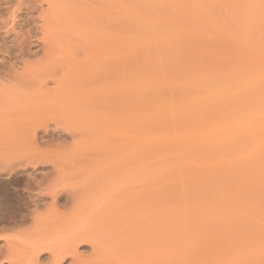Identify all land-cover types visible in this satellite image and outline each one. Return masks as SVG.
I'll return each instance as SVG.
<instances>
[{
    "label": "rangeland",
    "instance_id": "rangeland-1",
    "mask_svg": "<svg viewBox=\"0 0 264 264\" xmlns=\"http://www.w3.org/2000/svg\"><path fill=\"white\" fill-rule=\"evenodd\" d=\"M39 1L41 0H0V74L1 73L6 74L7 72L6 69L8 68L10 71L11 69L14 70L16 66L15 68H12L14 65L13 63L15 62L20 63L19 65L21 66L23 61L25 60L24 64L25 62L27 64V72H26L27 74L26 75H28L26 76L27 77L26 79H28V80L25 79L26 81L29 82L31 78L30 81L34 82L33 83L34 85L33 84L32 85L35 86V84H37V86L39 87L41 86V84L42 86L45 84H49V83H50L49 85H51L52 79L50 78H53V80L55 78L56 81L58 80L59 82H61L64 80V79L61 80L62 77L63 78L65 77V80L68 83H66L65 80L61 83L58 82V86L59 84H61L58 88L63 87L62 88L63 90H60V89L59 90L63 91V94H65L66 92V98L67 96H70V95L71 96L70 98H68V100L64 98L66 99V101H68V103H66V101H63V100L60 101L59 99L61 98V96L57 95L59 97L58 99L59 105L58 103L57 104L54 103V105H58V107L55 106L53 107V110H52V108H50L51 107L50 106L51 104H50L49 105L50 107H47L48 109L46 108L48 112L46 114L48 115V117L50 116L49 118H51V120H49V126L46 128H43V127L41 129L39 128L38 134H36L35 142L33 143L34 145H30L27 139V145H26L27 148L29 146L31 147V149L33 148V146L34 148H38L39 150L36 149L33 151L35 152L39 151L40 154L42 153L41 155L46 156L45 157L46 160L48 159L50 161L48 162L45 161L46 163L43 162L41 164V165L46 166V168L41 169V168L34 167L32 168V171L27 172L26 176L19 177L16 179L21 185H23L24 183H29L31 181H34L35 185L39 184L38 185L39 188L37 186L36 188L34 187L35 192L34 190H31L33 194L35 193L34 197H37V194H38L37 198L32 197L36 201L33 199H28V200H32L35 202L34 203L30 201L32 203V206L31 205L30 206L34 207V205L36 204L37 210H35V207L34 209L31 207L29 208L30 213H31V210L33 209L34 211L33 210L32 211L34 213L36 211V214H33L34 215L33 216L32 213L31 214L28 213L29 215H31L30 217L27 214L28 217L26 218L27 220H29V222L25 220L23 223L25 225L21 224L23 226L22 229L24 228L22 231L24 230L25 231L22 233L19 231L18 233L15 232L14 233L15 237L12 235L13 239H10L12 240L11 241L12 244L11 242L10 243L8 242L9 241L8 236L13 233V229L6 228V226L4 227L2 226V228L4 229L0 228L1 229L0 230V264H17L18 262L20 263V261H21L20 264H24V262L25 264L26 263L27 264H54L52 256L54 252L58 249L57 246L59 247L58 250H63L64 254L66 253L64 256V259L61 261V264H173V263L175 264L178 261H179V264H181L182 261L180 260L183 257L189 255L190 252L193 251V249L197 248L196 246L200 247L199 246L200 243L204 242L207 237L209 238L210 234L214 232L216 233L218 231L220 232V229L218 231H215V230H217L216 228L217 225L222 223V221L219 220L221 218L220 216L221 214L220 210L222 209L220 207L221 204L219 205L218 203L220 202H216V200H212L213 197L212 199L210 197V200H212L213 204L215 205H210V206L209 204L210 202L212 204V201L208 202L209 203L208 204L207 201H209L208 200L209 198L207 197H204V198H207L206 204L208 206H205L206 204L204 201L202 202L200 201L201 202L200 203L199 200H196L195 198H194L195 200L193 199L194 201L191 200V202L190 200H188V196H186V194L188 193L185 191V189L187 186H192V185H189L190 184L189 182L193 183L192 179L194 180L195 178H197L198 173H199V176L200 175L206 176V177L205 176L203 177H205L204 179L207 178L208 180V181L206 180L207 183L209 182V180L212 181L211 178L213 177V183L210 185L211 183L210 181V183L208 184L209 186L213 185L214 188L213 187L212 188L215 189L216 191V187L218 186V185L216 186V184H219V182L223 179L222 175H226L225 173H222L221 175L220 171L221 172H225V171L231 172L230 174L232 175L234 174V172H236L237 174H239L238 172H241L240 175L241 174L243 175V173L245 175L246 172L240 171V170L247 169L245 168L246 165H244L245 162H246L245 164H247L248 162L251 163V165L248 164V167H250L252 166V162H253L252 160H255V161L258 160L257 164H255V166L258 167L259 164L261 166V163L264 161L263 160L264 159L263 158L264 156V151H263L264 145L263 144L264 143L261 144V142H264V136H263L264 135V123H263L264 118H262L264 117V113H262L263 116H261V113L258 112L257 107L255 109L254 104H252L253 106L251 105V103L253 102L247 101L246 103L245 100L242 99V98H245L247 100L248 98L249 100L248 96L252 94L253 95L256 94L254 96L255 98L254 97L253 98L250 97V98L252 100H255L256 97H258L256 100H259V96H257L259 90H258V86L255 87V84L257 85V83H259L257 81H260V80L264 81V75H263L264 74V53H263L264 52L263 51L264 50V40H263L264 39V27H263L264 26L263 24L264 23V11H263L264 3H262V0H260V2H258L259 0H146V3H145L146 6L144 4H143L144 6H142L141 4L145 2V0L142 2H140V0H137V1H134V0H72L70 1L69 0V3L67 2L68 0L67 1L61 0V1H64L63 2L64 4L58 3L59 6L56 4L55 5L52 4L48 6L44 1L43 3L42 2L40 3ZM65 2H67L68 4H65ZM75 2L76 4H74ZM112 3H115L114 6L112 5ZM66 5L69 6L68 12L66 11V9L68 8ZM62 7L64 8L62 9ZM44 10L45 11L47 10L48 12L46 11V14H45ZM260 11L261 12L263 11L262 12L263 15ZM50 12H52V14H50ZM67 13L68 15H64ZM125 14H128L126 15L127 17H125ZM57 21H60L61 23L60 22L57 23ZM141 21L143 24L140 23ZM143 26L144 27L146 26L145 30H143ZM62 29L66 31L67 33L66 32L63 33L64 31ZM112 32L113 34H115V36L113 35L114 36L113 43H117L116 45L114 44L117 49V51L114 53H117V55L115 54L116 55L115 57H114V54L113 56L109 55L110 58L114 57L112 58V62H113V59L117 58L114 60L112 66H114L115 68L118 67L121 69L123 64L128 63L129 61L134 62V60L136 59V62L134 63L139 64L140 67L146 66L145 68H143L144 74H145L144 79L142 77L143 74H141L140 77H137L138 74H136V76L133 75L132 78H131L132 74L130 76L128 75V77L123 76V74H120L121 76H118L119 75L118 74V75H114V77H111L110 79L109 77L105 75L106 73H108L107 72L108 70L106 69H105L106 73L103 74V68L108 67L107 69H109V66L111 63L110 59L108 61V57H106L107 55H105V53L108 54L112 48L111 45H109V47L107 45V42L109 40L108 37H112V35L110 36V33L112 34ZM117 33H118V36H116ZM48 34H50L51 36ZM124 36L125 37L127 36L126 37L127 39ZM126 40H129V42H127ZM110 41H112L111 38L108 44H112L113 46V43ZM45 42L46 44H44ZM98 42L100 45L98 44ZM20 43L22 44L20 46H22V48L24 49L23 54H25V55L22 54L24 56V58L22 57L23 58L22 62L20 61L22 59H19L16 57L17 55L16 48H18ZM56 43L58 47L56 46ZM61 44L64 47L63 46L61 47ZM103 45L104 46L106 45V48L110 49V50L108 49L109 52L107 53V50H106V52L103 54L102 50L104 48L101 47L102 50L98 51L99 54H97L98 53V52L96 53L97 47L99 49L100 48L99 46H103ZM125 45L127 48H130V49L126 50ZM65 46L68 47L67 50H65L66 49ZM44 48H46L45 50H47V52H44ZM58 51H60V54ZM130 51L132 53H134L135 51L133 56L131 55V59L129 58L130 57L129 54L131 53ZM67 53H68V56H66ZM123 53H126L125 58L128 57L130 60L124 59ZM139 54H141V56ZM97 55L98 57L100 55L102 59L101 58L98 59ZM69 56L71 57L72 60L69 59L70 58ZM104 56L105 58H107V60L104 58ZM139 57H140V60L144 62L138 61ZM58 59L60 60V62H58L59 61ZM118 59L121 60L123 64H119L121 62ZM67 60L68 61L70 60V62H68ZM98 60L100 62L105 60L108 66L105 64V62L103 63L105 64L104 67L102 65L103 68L100 66V64L97 66L96 63L98 62ZM116 60H118L117 61L118 63L115 62ZM124 60L125 62H123ZM27 62L30 63V66H29V63ZM19 65L17 64V68L15 70L16 73L18 71L21 72L20 70L21 68L19 69L20 67ZM45 65H48V66H45ZM58 65L60 66L62 65V67L60 68V66ZM86 65H89V66H86ZM96 66L98 67V69H101V71H98V69H97L98 72L95 71L97 68ZM85 67L86 69H89V70H86ZM94 67L96 68L94 69ZM82 69L86 70V72L84 70L82 71ZM89 71H91V73ZM99 72L101 74H99ZM256 72L257 74L259 73L260 78H261L260 80H257V81H256L257 77H255V75L256 76L258 75L256 74ZM18 73L15 78H20L19 76L22 77V75H19ZM82 73L84 74L81 76ZM88 73H90L89 76L93 75L94 77L92 76L90 78L87 75ZM132 73L134 74L133 71ZM94 74L99 75V76L96 75V77L99 78V81L101 80L100 82L93 81L95 80ZM23 75L25 77V74ZM104 75L106 76V78ZM251 76H252V81L254 78V80L257 83L254 81L253 82L251 81L250 79ZM24 77H22L21 81L24 80ZM39 77H41L39 81L37 80L35 81V79H38ZM87 77L89 78L87 79ZM245 77H247L248 79ZM9 78L10 79L13 78L11 77V74ZM215 78L216 79L219 78L218 81ZM86 79L89 81L87 82ZM141 79H143L144 82L142 81L138 82V80H141ZM47 80L49 83L47 82ZM103 80H105L104 83H103ZM118 80H121L119 81L120 83L118 82ZM131 80L133 81L136 80V82L134 81L135 82L134 84L133 82L130 83ZM228 80L229 81L232 80L229 85L227 84L229 82ZM16 81L17 80H14V78L10 80V82H13V83H15ZM21 81L19 84L22 83ZM40 81L42 83H40ZM83 81L84 83L85 82H87V84L89 83L90 86L87 84L81 83ZM235 81L238 82V84ZM0 82H2L1 75H0ZM31 82H29V84ZM43 82L45 84H43ZM141 82L142 84H140ZM262 82H260V84ZM77 83L79 84V86H83V88L79 87ZM206 83L209 85H207ZM210 83H211V87H210ZM250 83H255L254 87L257 88L258 90L256 93H254L255 92L254 90L253 91L250 90V89H255L253 88L252 84L250 85ZM23 84L26 85L27 83L23 82ZM67 84H69V86ZM199 84L200 86H202V88L205 86L207 87V88H203L202 90L208 89L210 90V92H213L218 87L219 89L227 88L226 89L227 92L230 91L229 92L231 93L230 95L235 97V100L231 102L230 106L235 108V107H239L238 105H240V106H243V108L247 107L248 109L247 110L245 108V110H247V112L245 111V113L248 114V116L246 118H243L244 119L243 121L248 123L247 124L248 126L250 124L251 125L250 128L251 127L257 128L259 124H261V126L259 127L261 129L258 132L262 130L263 133H261L262 131L260 132L261 136H258L259 133L257 134L256 138L260 137L259 139L252 140L253 147L251 146L249 140L247 141V143L249 142L248 144H250V145L247 144L250 147H248V149L247 148L245 149L246 150L245 154H247L248 157L246 155H243L244 154L243 151L242 153L239 152V149H238L239 147H237V150L240 155L233 151L234 156L236 157H234L232 153L230 154V156L227 157L226 155H229L227 154L228 148H226L227 151L225 153L224 146L226 145L229 146L228 145L229 143L227 144L219 143L218 141L213 140L215 138L212 137L213 135L210 136V133L212 134L210 130L206 132V135L208 136L207 138L204 136H200L197 133L196 128H195L196 127L195 119L198 114V109L196 106V99L191 98V97L186 98V96H189L191 92L193 94L194 90L197 91V89L199 88ZM202 84L203 85L206 84V85L203 86ZM234 84L237 85V88L234 87ZM242 85H246V86L241 87ZM247 85L249 89H247ZM67 86L69 88H66ZM74 86L76 87V89L75 88L73 89ZM215 86H218V87L214 89ZM46 87H49V86H46ZM191 87L193 90H191ZM233 87L236 89V91L234 90ZM79 88H81L80 91H79ZM140 88H144L146 92V142L142 146V144L140 145L138 144L140 143L138 139L135 140V138H132L133 141L134 140L138 141L136 143L135 141L134 142L131 141L134 143V146H139L138 148L140 151H138V148H136L137 151L134 152L135 150L133 151V149L135 148L134 146H132L133 144H131L133 148L130 147V149L132 150L130 149L127 150L126 145L124 146L119 145L115 148L117 149L115 150L117 152H115L111 146L103 148L102 146L98 147L99 145L98 142H95V143L89 142V141H92L91 140L92 133H90V131L92 130L97 129V131L95 130L97 134L99 131L103 132V134L104 133L106 135L108 134V131H109L108 129H106V132H104L105 129L103 128L98 129V126L99 124L101 125V122L102 124L104 122L105 123L109 122L110 124L106 125L107 124L106 123L103 125L104 127L107 126V128L110 125V129H111L114 118L112 119L109 116H111L113 112H116L115 117L119 116L118 118L117 117L115 118L116 121L114 125L118 123L117 121H119V126L120 125L124 126L125 124L124 122H127L126 120L127 115H125V119H124V114H123V110L121 107L119 108H117L116 106L114 107L113 103L112 104L110 103L111 105L109 103L107 104V102H109L110 100L109 98L113 97V94L114 96L116 95L115 98H118V97L120 98L124 96L125 93L127 92L125 96H129L127 100L128 101L130 100V103H129L130 118L129 119L131 120L130 123L128 124L134 127V125L138 123V120H139L138 117H139L140 110L133 103H136L139 99L138 95H139ZM34 89L37 90L36 88ZM68 89L70 93L72 94L69 93ZM90 90L91 91L93 90V91L91 92ZM109 90H112V91H109ZM198 90H201V87ZM231 90L235 91L234 94L233 92H231ZM248 90H250V92H253V93L251 94L250 92H248L249 94L247 93L248 95H246L245 92ZM99 91L101 92V94ZM67 92L69 94H67ZM93 92L95 93L93 94ZM132 92H133V96L131 95ZM135 92L137 93L135 94ZM102 93L104 97H106L104 100L102 99L103 96L100 99V96L98 95V94L102 95ZM43 94L45 95V92H42V93L39 92L38 95L44 96ZM90 94H93L94 97L93 96L91 97ZM134 94L136 97L133 100ZM89 96L92 99L94 98L95 101L97 99L94 105H92L93 103H91L94 109L90 107L91 100L89 99L91 98ZM71 97L73 98L75 97L76 100L75 99L74 100L76 103L74 102V100L73 101L71 100L73 99ZM122 98H125V97H122ZM69 99L72 101V103H70L71 101L69 102ZM106 99H108V101H105ZM53 101L58 102L57 100L55 101L54 99ZM102 101L104 104L106 103L107 106L111 107V109H113L114 111L106 107V105L101 107L100 105ZM92 102H94V100ZM77 103H79L81 107L78 106ZM103 103L102 105H104ZM86 104L89 108L93 109V110L90 109L92 112L87 110L89 108L86 106ZM233 104H235L236 106ZM71 105H73L74 107H71ZM23 107L24 108H22L23 111L21 114V120L19 121V124L23 126H24V123L29 120V118H37L38 116V118L35 119V120H38L46 116L45 114L46 111L43 110L42 108H38L37 109L38 112H37V110L35 109L37 107L35 108L32 107L34 109L32 110L31 108V111L29 109L27 110L25 105ZM100 107L101 109L103 110L107 109V112L108 111L110 112V113L108 112L109 116L108 114L107 116L110 119H112L111 121L110 119L105 118L106 114L105 116H102L104 111L101 112L102 110L100 109L101 110L100 111L98 109ZM20 108L18 109L19 112L16 111L15 113L13 112V114H16L17 112L20 113L21 112ZM60 108H61V112H60ZM97 109L101 113L100 112L96 113L98 111ZM24 110L25 111L27 110V113H23L25 112ZM50 110L53 113L49 112ZM0 112L2 113V115H0V131H1L0 132V144L2 145V147L0 145V152H2V154L3 153L8 154L7 151H9V154H10V151L13 150L12 152H16L14 154H19L17 153L18 149H19V152L20 150L22 151L23 149H25L24 150L25 153L29 151L30 147L29 149L26 150V148H23L24 145L23 146L20 145L22 149L20 148V146H18L19 144H24V143L26 144V140L22 137H19V135L15 137V142H16V138H19L20 141L21 139H24V142L22 143L18 142L19 144H17L16 142L17 145L16 144L15 145L18 146V149L16 148L15 145H12L14 144L12 143V140L14 139L13 137L18 134V131L16 130L18 119L16 118L17 119V122H16L14 120L15 118L14 116L6 117L4 110H0ZM131 112L133 113V116ZM141 112H142V109H141ZM35 113H36V116H35ZM58 113L60 114L63 113V116L61 114V117L64 118L63 121L61 117L59 118ZM257 113L260 116L258 118L259 119L262 118L259 120V121H262V123L257 121L258 120L256 118ZM6 114H10V113H6ZM25 114L27 116L26 118H25ZM67 114H69V116H67ZM87 114H88L89 120L87 119ZM89 114H91V119H90ZM98 114L100 117L102 116L107 121L103 122L102 117L100 119V117H98ZM252 114H253L254 119L256 120L255 122H258V126L254 124L255 122L252 121V119H250V116H252ZM96 116L98 117L99 121L101 120L100 122L98 120H95L97 118ZM55 117L59 118L58 120L55 119L59 123L58 125H55L52 121L54 120ZM71 117L74 118L73 121ZM131 117L133 119H131ZM6 118L7 119L11 118L10 121H8L10 125L6 121ZM81 120L83 123L81 122ZM90 120L91 122H89ZM11 125L13 127L15 126L14 128L17 132L15 130L14 131L17 134L13 132L14 128ZM103 125H101V127ZM9 127L11 128L9 129ZM4 128H6L7 130ZM8 129L10 130L9 133H8L9 131ZM92 132L94 133V131ZM101 132L99 133L101 134ZM97 134L95 133V135L98 137ZM95 135H93V139L97 141V139L95 138L96 137ZM103 136L104 135H102V137ZM255 140H257V142L259 143L255 142ZM2 141H4L5 143ZM7 141H11V142L8 143ZM6 142L9 145L12 143L10 145L11 147H9L8 144H7L8 146L3 145V144H6ZM237 143L240 144V142H237ZM237 143L235 145H239ZM243 143H246V141ZM91 144H93V146ZM243 145H245L244 147H246V144H242V146L240 145V150L241 148L244 149ZM90 146H92L93 148ZM127 146L129 147V145ZM230 146H229V149H230ZM255 146H258V147H255ZM8 147L15 148L17 150H14V149L9 150ZM124 147L125 149H122ZM232 147L231 149L233 150L234 147L233 148ZM251 147L254 149V152L253 150L250 151L252 149ZM144 148H146L145 149L146 151L144 150ZM1 149L2 150L4 149V150L2 151ZM247 150L250 152H248ZM24 151H22V153ZM109 151L113 153L112 156L114 155L117 158L118 156L121 157L119 158V161L117 160L119 163L115 164L113 162L114 164L112 165L114 166L112 165L107 166L106 165L107 161L104 162L102 160V158L105 155L106 156L104 157V159L108 158L107 153ZM144 151L146 152L145 154L146 156H144L145 158L142 156L144 155L142 154ZM257 151L261 153L259 154ZM230 152L231 151H229V153ZM2 154L0 153V155ZM231 155L234 158H232ZM99 156L100 157L102 156L100 158L101 160L100 162L99 160L96 161V158H98ZM109 156H111L110 153H109ZM54 158H55V161H57L58 159H60L59 161L73 160L74 162L77 163V165L76 163L75 165H71V164H74V162L70 161L72 163L66 164L67 165L66 168H63V170L66 169L65 170L66 172L65 173L63 172L59 175V173H56V171L52 169L53 163L51 162V160L55 162ZM88 158L89 159L91 158L90 161L94 160L95 158L94 160L95 163L94 161H92V163L89 162L87 160ZM243 158L245 159V161ZM230 159H232V161ZM86 160L88 163L87 162L86 164L83 163V161L85 162ZM77 161H81V162H79L78 164ZM259 161H262V162H259ZM233 162L235 164H237V162L239 163L242 162L243 165L239 168H238L239 164L237 165V167L236 165L235 167H233L234 166ZM108 163L111 164V162H108ZM143 164H145V166ZM231 166L233 167L232 169H231ZM243 166H244V169H243ZM255 166L253 165L254 168H256ZM262 166L264 167V163L262 164ZM112 167L114 168L112 169ZM236 168L240 170L238 169L236 170ZM195 169L199 171H196ZM253 169L250 171H253ZM246 171L248 172L249 169H247ZM247 174L248 173H246V175ZM240 175L239 177L237 175L238 179L236 178L237 182H234V184L239 183L240 185L242 184V182L243 183L245 182V181H242L240 183L241 180H239V178L242 176ZM227 176H224V177H227ZM251 177H252V173H251ZM7 178H8L7 175L3 176V179H7ZM229 178L231 179V177ZM242 178L247 180V177L244 178L242 176ZM249 180L247 181L250 182ZM179 181L180 183H178ZM183 181L185 182V184L187 183L189 184L185 185ZM186 181L188 182L186 183ZM232 183L233 182H231L230 185H233ZM246 183L245 185H247ZM195 184H197V182ZM40 185H41V188L42 186L43 188L45 187L48 188V186H51L50 188L52 187L54 188L55 185H59L58 187L55 186V188H59V189L61 188L60 189L61 193L59 194L60 196L58 195L57 196L58 198L56 197V200L55 198L53 199V197L51 196L49 197L47 194L49 192L48 191L49 188L47 190L45 188V190L48 191L46 193L45 190L42 191V189L40 188ZM242 185L245 186L244 184ZM193 186L195 185L193 184ZM235 186H238V184ZM177 188H179L180 193L176 190ZM194 188L196 187H193V189ZM208 188L209 187L207 188L205 187L204 189L203 188L202 189L205 192V190ZM209 189H211V187ZM192 190H191V193L194 191ZM195 190L196 191L194 194L197 197L196 192H198V189H195ZM203 190H201V192ZM182 191L185 193L184 196H186L183 198H185L187 201L185 200L184 202H182L184 200L183 198L180 199L182 201L178 200L179 199L178 196L181 193H183ZM188 191H190V189ZM207 192H210V191H207ZM211 192L210 194L208 193V195H211ZM174 194H176V197L178 199H176ZM205 194L207 195V193ZM188 195H189V199L194 196L193 195L191 197L190 194ZM201 196H204V195L202 194ZM25 198L26 196H23V198H21L22 202L25 200ZM51 198L53 199V201ZM204 198H201V200L202 199L204 200ZM195 201L196 202L198 201L199 203L198 202L196 203ZM214 201L216 203H214ZM53 202L55 204H53ZM180 202H182L183 204H181ZM203 202H204V205L202 204ZM216 204H218L219 206L215 207ZM207 207L210 208L209 209L210 211L208 210ZM212 207L213 209L217 208L218 209L217 211L218 212L220 211V212L218 213L216 210H213V209L211 210ZM23 208H24L23 206L20 207V209H23ZM102 209L103 211H101ZM203 209H206L207 212ZM76 210L78 211V213ZM214 211H216V213ZM202 212H206V213H204L203 215ZM214 213L216 214V216L214 215ZM208 214L210 215L213 214V215L209 216ZM80 215H82V218H80L78 222H73L75 218L79 219ZM205 215H208V216H205ZM212 216H214V219ZM218 216H220V218ZM71 218H73V220ZM62 220L63 221L66 220L68 223H64V224L61 223L62 224L61 225L60 221ZM74 221H77V220H74ZM206 221L208 222V224ZM218 221H221V222L219 223ZM32 222H35V223H32ZM74 223L77 224V227L76 225H73ZM84 223L86 224L84 225L85 228H83V225H82ZM66 224L68 226L67 228H70L69 227L70 225L74 226L76 231L79 230L80 228H83V229L76 232L78 235L76 237L75 235H73V234H76L75 229L73 227L72 228L74 230L72 229V230H69L68 232L67 230L66 231L62 230V232H64V235H65V232H67L68 239L69 237L71 238L73 237V240L70 238V240L68 241L67 238L65 237L61 238L63 236L62 234H61L62 236L59 237L60 234H58L57 236L56 235L57 232L55 233V230L57 229L60 231V225L63 226ZM80 224L82 227H79ZM54 225L56 227L58 226V228H55ZM9 226L10 225H7V227ZM65 227L66 226L62 227L61 229H67ZM17 228L18 227L16 226L14 230H16ZM218 228H219V225H218ZM52 232L53 234L55 233L54 235H56L57 237L53 236ZM262 232L264 234V230ZM50 234L52 235V237ZM69 234H71V236ZM57 238L59 239L57 240ZM62 239L63 240L65 239L66 242L63 241ZM13 240L15 242H13ZM56 240H57V243H56ZM73 245H74V248L77 246L75 250L73 248ZM61 247L63 249H60ZM53 250L54 252L51 253ZM16 253L18 255L21 254L18 256L19 258H17ZM14 254L16 257L14 256ZM14 259L16 260L19 259V260L15 261ZM175 260L176 261L178 260V261L176 262Z\"/></svg>",
    "mask_w": 264,
    "mask_h": 264
},
{
    "label": "bare ground",
    "instance_id": "bare-ground-1",
    "mask_svg": "<svg viewBox=\"0 0 264 264\" xmlns=\"http://www.w3.org/2000/svg\"><path fill=\"white\" fill-rule=\"evenodd\" d=\"M43 1L48 5V6H50V5H58V3L59 4H61V3H63L64 1H61V0H41V1H39L40 3L42 2L43 3ZM65 1H67V0H65ZM70 1H72V0H70ZM134 1H137V0H134ZM133 1V2H134ZM142 1H144V0H140V2H142ZM68 3H69V0L67 1ZM67 2H65V4H68ZM77 2V1H76ZM76 2L74 3V4H76ZM139 2V3H140ZM258 2H260V0L258 1ZM72 3V2H71ZM145 3H146V0H145V2H143L141 5L142 6H144L145 5ZM262 3H264V0H262ZM261 3V4H262ZM64 4V3H63ZM111 4V3H110ZM114 4L115 3H112V5L114 6ZM136 4H137V2H136ZM144 4V5H143ZM70 5H72V4H70ZM78 5V4H77ZM86 5V4H85ZM150 5V4H149ZM59 6V5H58ZM61 6H63V5H61ZM60 6V7H61ZM65 6V5H64ZM67 6V5H66ZM142 6H141V8H142ZM146 6V5H145ZM263 6V5H262ZM68 8L66 9V11L68 12L69 10V6H67ZM92 7V6H91ZM64 7H62V9H63ZM144 8V7H143ZM260 8H261V6H260ZM49 9V8H48ZM81 9H83V8H81ZM86 9V8H85ZM98 9V8H97ZM96 9V10H97ZM146 9V8H145ZM264 9V8H263ZM109 10V9H108ZM117 10V9H116ZM260 10V9H259ZM45 11V10H44ZM47 11V10H46ZM46 11H45V14H46ZM264 11V10H263ZM262 11V12H263ZM48 12V11H47ZM110 12V11H109ZM261 12V11H260ZM261 12V13H262ZM66 13V12H65ZM49 14V13H48ZM47 14V15H48ZM50 14H52V12H50ZM64 15H68V13L67 14H64ZM63 15V16H64ZM117 15V14H116ZM126 15H128V14H125V17H127ZM261 15V14H260ZM262 15H263V13H262ZM71 16V15H70ZM73 16V15H72ZM114 16V15H113ZM67 17V16H66ZM97 18V17H96ZM96 18H94V19H96ZM118 18V17H117ZM262 18V17H261ZM49 19V18H48ZM47 19V20H48ZM60 19V18H59ZM58 20V19H57ZM107 20V19H106ZM115 20V19H114ZM45 21V20H44ZM60 21H57V23H59ZM61 23V22H60ZM63 23V22H62ZM141 24H143L142 23V21L140 22ZM146 23V22H145ZM48 24V23H47ZM264 24V23H263ZM46 25V24H45ZM59 25V24H58ZM262 25V24H261ZM104 26V25H103ZM146 27V26H145ZM144 26H143V30H145L146 28H145ZM264 27V26H263ZM58 28H59V26H58ZM66 28V27H65ZM63 30V29H62ZM62 30H61V32H62ZM66 30V29H65ZM58 31V30H57ZM60 31V30H59ZM64 31V30H63ZM112 31V30H111ZM116 31V30H115ZM157 31V30H156ZM47 32V31H46ZM49 32H50V30H49ZM53 32V31H52ZM66 31H64L63 33H65ZM117 32V31H116ZM144 32H146V31H144ZM172 32H173V30H172ZM175 32V31H174ZM48 33V32H47ZM58 33V32H57ZM67 33V32H66ZM172 34V33H171ZM48 35H50V34H48ZM56 35V34H55ZM60 35V34H59ZM62 35V34H61ZM112 35V37H108L109 38V40H110V38L112 39V41H110V42H112L113 43V38H114V36H115V34H113V32H112V34L110 33V36ZM114 35V36H113ZM128 35V34H127ZM51 36V35H50ZM65 36H67V35H65ZM116 36H118V33H117V35ZM61 37V36H60ZM120 37V36H119ZM125 37V36H124ZM127 37V36H126ZM125 37V38H126ZM98 38V37H97ZM125 38H123V39H125ZM94 39V38H93ZM120 39V38H119ZM127 39V38H126ZM97 40H99V39H97ZM109 40H108V42H109ZM264 40V39H263ZM46 41V40H45ZM107 41V40H106ZM127 42H129V40H126ZM125 41V42H126ZM43 42H44V40H43ZM42 42V43H43ZM97 42V41H96ZM104 42V41H103ZM108 42H107V45H108V47H109V45H111V50L109 49V48H106V45L103 47V46H99L100 48L102 47V48H104L103 50H102V48L100 49H98V47H97V51H96V53L98 52V51H100V50H102L103 51V54L106 52V50H107V53L109 52V50H110V52L108 53V54H106L105 53V55H107L106 57H108V61H109V59H110V66H109V69H107L108 67V65L106 64V62H105V60H103V61H99L98 60V62L96 63V65L98 66L99 64H100V66L102 67V65H103V67H104V65L106 64L107 66V68H103V74L104 73H106V71H105V69L106 70H108L107 72L108 73H106L105 75L107 76V77H109L110 79H111V77H114V75H118V76H121L120 74H123V76H127L128 77V75L130 76L131 74V78H132V76L134 75V76H136V74H138L137 75V77H140V75L141 74H143L142 75V77H143V79H144V77H145V74H144V70H143V68H145L146 66H144V67H140L139 66V64H137V63H134V62H136V59L135 58H133V59H135L134 60V62H131V61H129L130 59H131V55L133 56V54L135 53V51H134V53H132L131 51V53L129 54V58L127 57V58H125L126 57V53H123L124 55V59H129L128 61V63H125V64H123L122 62H121V60H119L121 63H119V64H123L122 65V67H121V69L120 68H115L114 66H112L113 65V62H114V60L115 59H117V58H115V59H113V62H112V58H114L116 55H117V53H114V52H116L117 51V49H116V44L117 43H113V46H112V44H108ZM126 42V43H127ZM49 43V42H48ZM51 43V42H50ZM101 43V42H100ZM44 44H46V42L44 43ZM75 44V43H74ZM78 44V43H77ZM76 44V45H77ZM98 44H99V42H98ZM104 44V43H103ZM115 44V45H114ZM121 44V43H120ZM128 44V43H127ZM126 44V45H127ZM20 45H22L21 43L19 44V46H18V48H16L17 50H16V57L17 58H19V59H22V60H20L21 62L23 61V58H24V56L23 55H25V54H23L24 52H23V48H22V46H20ZM49 45V44H48ZM55 45V44H54ZM60 45V44H59ZM100 45V44H99ZM126 45H125V47H126ZM262 45V44H261ZM42 46H44V45H42ZM56 46L58 47V45H57V43H56ZM63 45L61 44V47H62ZM69 46V45H68ZM91 46V45H90ZM93 46V45H92ZM45 47H46V45H45ZM64 47V46H63ZM80 47V46H79ZM81 47H82V45H81ZM130 47V46H129ZM51 48V47H50ZM55 48V47H54ZM65 50H67V48L68 47H66L65 46ZM93 48V47H92ZM46 48H44V52H47V50H45ZM52 49V48H51ZM57 49V48H56ZM59 49V48H58ZM64 49V48H63ZM84 49V48H83ZM89 49V48H88ZM96 49V48H95ZM109 49V50H108ZM116 49V50H115ZM126 50H129L130 48H125ZM124 49V50H125ZM60 50V49H59ZM73 50V49H72ZM114 50V51H113ZM125 50V51H126ZM132 50V49H131ZM95 51H93V52H95ZM264 51V50H263ZM59 52V54H60V51H58ZM62 52H63V50H62ZM75 52V51H74ZM92 52V53H93ZM42 53V52H41ZM70 53V52H69ZM111 53V54H110ZM138 53H140V52H138ZM264 53V52H263ZM23 54V55H22ZM43 54V53H42ZM45 54V53H44ZM50 54V53H49ZM57 54V53H56ZM97 54H99V52L97 53ZM113 54H114V57H109V55H111V56H113ZM116 54V55H115ZM143 54V53H142ZM261 54V53H260ZM51 55V54H50ZM49 55V56H50ZM54 55V54H53ZM87 55V54H86ZM140 56H141V54H139ZM263 55V54H262ZM60 56V55H59ZM65 56V55H64ZM66 56H68V53H67V55ZM65 56V57H66ZM102 56V55H101ZM128 56V55H127ZM144 56V55H143ZM23 57V58H22ZM29 57V56H28ZM63 57V56H62ZM70 57V56H69ZM87 57V56H86ZM261 57V56H260ZM53 58V57H52ZM61 58V57H60ZM67 58V57H66ZM74 58V57H73ZM94 58V57H93ZM97 58L99 59V58H101L100 57V55H99V57H98V55H97ZM104 58H105V56H104ZM103 58V59H104ZM122 58V59H123ZM145 58V57H144ZM70 60H72L71 59V57L69 58ZM90 59V58H89ZM102 59V58H101ZM106 60H107V58H105ZM121 59V58H120ZM16 60V59H15ZM15 60H14V62H15ZM45 60V59H44ZM59 60V59H58ZM70 60L68 61V62H70ZM94 60V59H93ZM96 60V59H95ZM118 60H116L115 62H117ZM25 61V60H24ZM24 61H23V63H22V65L20 66L19 64L20 63H13L12 65H13V67L12 68H15V66H16V68H17V64L20 66H18L19 67V69L21 70V72L20 71H18L17 73L19 74V75H22V77H24V75L23 74H25V77H24V80L23 81H21L22 80V77L21 76H19L20 78H15L16 76H17V73H16V68L13 70V69H11V71L9 70V68L8 69H6L7 70V72H6V74L5 73H1L0 75H1V81L2 82H0V110H4L5 111V116L7 117H10V116H14L13 118H14V120L17 122V119H18V122H17V131H18V134L16 133L17 131L15 130V126L13 127L12 125V127L14 128H12L13 129V132L14 133H16L15 135L16 136H12L14 139V142H13V140H12V143H14V144H12V145H15L16 144V142H17V144H19V143H22V142H24V139L26 140V144L24 143V144H19L18 146H20V145H24L23 146V148H26V150L27 149H29V147L27 148V139H28V143L30 144V145H34L33 143L35 142V139H36V134H38V130H39V128L41 129L42 127L43 128H46V127H48L49 126V120H51V118H49L48 117V115L46 114V113H48L47 112V110H46V108L47 107H50V108H52V110H53V107H55V106H57L58 107V105H59V100L60 101H66V99L68 100V98H70V96H67V98H66V92H65V94H63V91H60V90H63L62 88H58L61 84H59V86H58V80L56 81V79L54 78V80H53V78H50V79H52V84L51 85H49L50 83L48 82V80H47V82L49 83V84H45L44 82H43V84H45V85H43L42 86V84H41V86H37V84H35V86H33L34 84V82H31L30 80H31V78L30 77H28V78H30V80H29V82H31L30 84H29V82L28 81H26V80H28V79H26L27 77L26 76H28V75H26L27 73V64H26V62H25V64H24ZM55 61V60H54ZM74 61H75V59H74ZM97 61V60H96ZM108 61H107V63H108ZM138 61H141V62H144V61H142V60H140V57H139V60ZM30 62V61H29ZM29 62H27V63H29ZM37 62V61H36ZM35 62V63H36ZM50 62H51V60H50ZM58 62H60V60L58 61ZM105 62V64H103ZM123 62H125V60L123 61ZM12 63V62H11ZM31 63V62H30ZM30 63H29V66H30ZM33 63V62H32ZM54 63V62H53ZM82 63V62H81ZM80 63V64H81ZM102 63V64H101ZM118 63V62H117ZM44 64V63H43ZM85 64V63H84ZM144 64V63H143ZM33 65V64H32ZM56 65V64H55ZM82 65V64H81ZM115 65V64H114ZM29 66H28V68H29ZM34 66V65H33ZM45 66H48V65H45ZM57 66V65H56ZM58 66H60V65H58ZM70 66V65H69ZM79 66V65H78ZM84 66V65H83ZM86 66H89V65H86ZM95 66V65H94ZM96 66V67H97ZM116 66V65H115ZM141 66H142V64H141ZM10 67H11V65H10ZM62 67V65L60 66V68ZM64 67V66H63ZM96 67H94V69L96 68ZM215 67V66H214ZM57 68H59V67H57ZM216 68V67H215ZM263 68V67H262ZM31 69V68H30ZM33 69V68H32ZM63 69V68H62ZM85 69H86V67H85ZM92 69V68H91ZM97 69H98V67L96 68V70L95 71H97ZM224 69V68H223ZM36 70V69H35ZM34 70V71H35ZM60 70V69H59ZM84 69H82V71H83ZM86 70H89V69H86ZM86 70H84L85 72H86ZM146 70V69H145ZM227 70V69H226ZM30 71V70H29ZM98 71H101V69H98ZM97 71V72H98ZM105 71V72H104ZM132 71L134 72V74L132 73ZM236 71V70H235ZM11 72V73H10ZM23 72H25V73H23ZM66 72V71H65ZM90 73H91V71H89ZM92 72H94V71H92ZM96 72V73H97ZM117 72H119V73H117ZM259 72V71H258ZM30 73V72H29ZM90 73H88L87 75L89 76V74ZM145 73H146V71H145ZM10 74H11V77H13L14 78V80H17V81H19V79H20V81L22 82L21 84H19L20 83V81L19 82H15V83H13V82H10V80L11 79H13V78H9L10 77ZM84 73H82L81 74V76L83 75ZM86 74V73H85ZM93 74V73H92ZM99 74H101L100 72H99ZM256 74H257V72H256ZM2 75H4V76H2ZM13 75V76H12ZM31 75V74H30ZM32 75H34V74H32ZM55 75V74H54ZM95 75V74H94ZM97 75V74H96ZM96 75H95V80H93V81H99V78L98 77H96ZM104 75V76H105ZM258 76H256L255 75V77H257V79H256V81L257 80H260L261 78H260V75H259V73L257 74ZM264 75V74H263ZM34 76H36V75H34ZM50 76V75H49ZM63 76H65V75H63ZM85 76V75H84ZM93 76V75H92ZM91 75L89 76L90 78L92 77ZM97 76H99V75H97ZM106 76H105V78H106ZM215 76H216V74H215ZM246 76V75H245ZM55 77V76H54ZM86 77V76H85ZM89 77H87V79L89 78ZM94 77V76H93ZM103 77V76H102ZM126 77V78H127ZM224 77V76H223ZM235 77V76H234ZM244 77V76H243ZM254 77V76H253ZM8 78V79H7ZM33 78V77H32ZM35 78V77H34ZM41 77H39L38 79H35V81L37 80V81H39V79H40ZM67 78V77H66ZM98 80H97V79ZM130 78V79H131ZM238 78H239V76H238ZM241 78V77H240ZM245 78H247V77H245ZM244 78V79H245ZM10 79V80H9ZM26 79V80H25ZM65 80V77L63 78L62 77V79L61 80ZM83 79H85V78H83ZM86 79V81L88 82L89 80H87ZM117 79H119V78H117ZM143 79H141V80H138V82L139 81H142V82H144L143 81ZM216 79V78H215ZM219 79V78H218ZM218 79H216L217 81H218ZM221 79V78H220ZM234 79V78H233ZM237 79V78H236ZM248 79V78H247ZM251 81H252V76H251ZM33 80V79H32ZM63 80V81H64ZM124 80V79H123ZM122 80V81H123ZM210 80V79H209ZM45 81V80H44ZM51 81V80H50ZM63 81H61V82H63ZM101 81V80H100ZM99 81V82H100ZM104 81L105 80H103V83H104ZM119 81H121V80H118V82ZM126 81V80H125ZM135 82H136V80H134ZM133 80H131V82L130 83H132L133 82V84L135 83ZM214 81V80H213ZM229 81V80H228ZM232 81V80H231ZM231 81H229L227 84L229 85L230 84V82ZM253 81L254 82H256L255 80H254V78H253ZM252 81V82H253ZM263 80H260V81H257V82H259V83H257V85L255 84V83H250V85L252 84L253 85V88H255L256 86H258V90H257V88H255V89H250L251 91H255L254 93H256L257 91H258V94H257V96H259V100H256L258 97H256V101L255 100H252L250 97H254L256 94H252L253 92H250V90H248V91H246L245 93H246V95H248L249 93L248 92H250L252 95H250V96H248L249 97V100H248V98H247V100L245 99V98H242L243 100H245V102L247 103V101H251V102H253V103H251V105L252 104H254V108L256 109V107H257V110H258V112H260L261 113V116H263V114L262 113H264V81L262 82ZM23 82L24 83H27V84H29V85H31V86H29V85H25V84H23ZM61 82H59V83H61ZM65 82L66 83H68L66 80H65ZM87 82H85L84 83V81L83 82H81V83H84V84H87ZM124 82V81H123ZM142 82L140 83V84H142ZM222 82V81H221ZM236 82V81H235ZM260 82H262L261 84H260ZM40 83H42L41 81H40ZM78 83H80V82H78ZM77 83V85L79 86V84ZM94 83V82H93ZM102 83V82H101ZM102 83V84H103ZM120 83V82H119ZM128 83V82H127ZM129 83V84H130ZM208 83V82H207ZM206 83V84H207ZM214 83V82H213ZM237 84H238V82H236ZM235 83V84H236ZM244 83H245V81H244ZM249 83V82H248ZM33 84V85H32ZM64 84V83H63ZM91 84V83H90ZM95 84V83H94ZM101 84V85H102ZM114 84H116V83H114ZM128 84V85H129ZM206 84H202L203 86H205ZM215 84V83H214ZM234 84V87H236L237 88V85H235ZM254 84H255V87H254ZM259 84V85H258ZM68 86H69V84H67ZM87 85H89V83L87 84ZM92 85V84H91ZM192 85V84H191ZM190 85V86H191ZM207 85H209V84H207ZM219 85V84H218ZM46 86H49V87H46ZM63 86V85H62ZM66 87V88H69V87ZM78 86H77V88H78ZM90 86V85H89ZM96 86H97V84H96ZM113 86V85H112ZM137 86V85H136ZM135 86V87H136ZM198 86V85H197ZM227 86V85H226ZM233 86V85H232ZM239 86V85H238ZM244 86H246V85H242L241 87H244ZM36 88L37 90H35L34 88ZM79 87H81V88H83V86H79ZM85 87V86H84ZM87 87V86H86ZM103 87V86H102ZM201 87V90H198L199 88ZM210 87H211V83H210ZM213 87V86H212ZM218 86H215L214 87V89L215 88H217ZM225 87V86H224ZM233 87V88H234ZM76 89V87L74 86L73 87V89ZM81 88H79V91H80V89ZM199 88L197 89V91H193V94H192V92H191V94H189V96H186V98H189V97H191V98H195L196 99V106H197V109H198V114H197V116H196V122H195V128H196V131H197V133L200 135V136H204V137H208L207 135H206V132L208 131V130H210L211 132H212V134L210 133V136L211 135H213L212 137H214L215 139H213V140H215V141H218L219 143H229L228 145L230 146V149H229V146H227L226 144V146H224V144H223V146H224V148H225V153H226V148H228V151H227V154H229V155H226L227 157L228 156H230V154L232 153L233 154V156H234V153H233V151L234 152H236L237 154H239V152L240 153H242V151L244 152V154L243 155H246L247 156V154H245V149L247 148L248 149V147H250V146H248V145H250L251 144V146L253 147V142H252V140L253 139H259L260 137H257L256 138V136H257V134H258V136H261V134H260V132L262 131H260V132H258L261 128H259L260 126H261V124H259V126H258V122H261L262 123V121H259L260 119H262V118H264V117H262V118H258V117H260L259 116V114L257 113V116H256V118L258 119L257 121L258 122H255L256 120L254 119V117H253V114H252V116H250V119H252V121H254L255 123L254 124H256L258 127L256 128V127H251L250 128V124H249V126L247 125L248 123H246L245 121H243L244 119L243 118H246L247 116H248V114H246L245 113V111L247 112V107H244L243 108V106H240V105H238L239 107H231L230 105H231V102H233L234 100H235V97H233L232 95H230L231 93H229V92H227V88L225 89V88H221V89H219V87L216 89V90H214L213 92H210V90H208V89H206V90H202L203 88H207L206 86L205 87H203L202 88V86H200V84H199ZM229 88H230V86H229ZM232 88V89H233ZM246 88V87H245ZM252 88V87H251ZM57 89H58V91H57ZM60 89V90H59ZM195 89V88H194ZM210 89V88H209ZM238 89H239V87H238ZM237 89V90H238ZM242 89V88H241ZM247 89H249L248 88V85H247ZM78 90V89H77ZM88 90V89H87ZM93 90H94V88H93ZM92 90V91H93ZM135 90H136V88H135ZM138 90V89H137ZM191 90H193L192 89V87H191ZM212 90V89H211ZM234 90L236 91V89L234 88ZM245 90V89H244ZM68 91H69V89H68ZM71 91H72V89H71ZM79 91H78V93H79ZM91 91V90H90ZM91 91V92H92ZM101 91H102V89H101ZM109 91H112V90H109ZM131 91V90H130ZM235 91H232L231 90V92H233V94H234V92ZM39 92H45V95L44 96H42V95H38L39 94ZM55 92H57V93H55ZM75 92V91H74ZM100 92V91H99ZM134 92V91H133ZM133 92L131 93V95L133 96ZM187 92V91H186ZM54 93H55V95H54ZM69 93H70V91H69ZM68 92H67V94H69ZM95 92H93V94H94ZM103 93H105V92H103ZM103 93H102V95H100L101 94V92H100V94H98L99 96H100V99H101V97L103 96V100L106 98V97H104V95H103ZM124 93V92H123ZM127 93V92H126ZM126 93H125V95H126ZM129 93V92H128ZM137 92H135V94H136ZM241 93V92H240ZM239 93V94H240ZM248 93V94H247ZM36 94V95H35ZM47 94V95H46ZM61 94V95H60ZM63 94V95H62ZM70 94H72V93H70ZM75 94V93H74ZM73 94V95H74ZM77 94V93H76ZM83 94H85V93H83ZM93 94H90L91 95V97L93 96L94 97V95ZM135 94H134V98H133V100L135 99ZM180 94V93H179ZM243 94V93H242ZM61 96V98L59 99V97L58 96ZM122 96V97H125V98H122V97H118V98H115L116 97V95L114 96V94H113V97H111V98H109L110 100H109V102H107V104L109 103H113V105H114V107L116 106L117 108H119V107H121L122 108V110H123V114H124V119H125V115H127V118H126V120H127V122H124L125 124H124V126L123 125H120L119 126V121H117L118 123H116L117 124V126H116V124L114 125V123H115V118L117 117H119V116H116L115 117V113L116 112H113L112 113V111H111V116H109V113L107 112V109L106 110H103V109H101V107L102 106H105L106 105V107H108V108H110L111 109V107H109V106H107V104L105 103H103V101L101 102V107L100 108H98L101 112H103L104 111V113L102 114V116H105V114H106V117L105 118H107V119H110L109 117H111L112 119L114 118V120H113V123H112V128L110 129V125H109V127L107 128V126H105L104 127V125L103 124H106V125H108V124H110L109 122H104V121H107L105 118H103L102 116V121L104 122L103 124H102V122H101V125H103L102 127H101V125L99 124V126H98V129H100V128H103V129H105L104 130V132H106V129H108L109 131H108V134L106 135L105 133L103 134V132H101V131H99V132H101V134L102 135H106L105 137L103 136L102 137V135L98 132V134H97V132H95V130L97 131V129H95V130H92V131H94V133L92 132V131H90V133H92L91 135V137H92V141H89V142H93V143H95V142H98L99 143V145H98V147L99 146H102L103 148H105V147H108V146H111L112 147V149H114V151L115 150H117V149H115L117 146H121V145H126V149L128 150V149H130V147L131 148H133L132 146H134V141L136 140V139H138V141L140 142V143H138L139 145L140 144H142V146L144 145V143L146 142V92H145V89L144 88H140V90H139V99H138V101L136 102V103H133V104H135L136 105V107L137 108H139V117H138V123L137 124H135L134 125V127L133 126H131V125H129L128 123H130V114H129V112H130V106H129V103H130V100L128 101L127 99H128V97L129 96ZM130 95V96H131ZM245 95V96H246ZM55 96V97H54ZM58 98H57V97ZM63 96V97H62ZM65 96V97H64ZM95 96H97V95H95ZM131 96V97H132ZM137 96V97H138ZM54 97V98H53ZM90 97V96H89ZM90 97V98H91ZM241 97V96H240ZM64 98H66V99H64ZM71 98H73V97H71ZM81 98V97H80ZM85 98V97H84ZM95 98H97V97H95ZM99 98V97H98ZM185 98V97H184ZM255 98V97H254ZM53 99L56 101H58V102H54L53 101ZM59 99V100H58ZM75 99V97L73 98V99H71L72 101ZM99 99V100H100ZM70 99H69V102L71 101ZM76 100V99H75ZM75 100H74V102H75ZM89 100H91V102H90V105H91V103H93L92 105H94V103L97 101V99H96V101H95V99L93 98H91V99H89ZM94 100V102H92ZM122 100V101H121ZM72 101L70 102V103H72ZM105 101H108V99H106ZM104 101V102H105ZM78 102V101H77ZM54 103H58V105H54ZM61 103V102H60ZM66 103H68V101H66ZM76 103V102H75ZM98 103V102H97ZM102 103L104 104V105H102ZM51 104V105H50ZM78 104V106H80V104L79 103H77ZM82 104V103H81ZM110 104V105H111ZM25 105V107H26V109L28 110H30L31 111V108L32 107H37V108H35L36 110L38 109V108H42L43 110H45L46 112H45V114H46V116L45 117H42V119H38V120H35V119H37L38 118V116H37V118H29V120L27 121V122H25L24 123V126L23 125H21V124H19V121L21 120V114H22V108H24L23 106ZM50 105V106H49ZM70 105V104H69ZM89 105V104H88ZM89 105V106H90ZM92 105L90 106L91 108H93L94 109V107H92ZM233 105H235V104H233ZM242 105H244V104H242ZM77 106V105H76ZM86 106H87V104H86ZM236 106V105H235ZM253 106V105H252ZM21 107V108H20ZM71 107H74L73 105H71ZM81 107V106H80ZM83 107V106H82ZM88 107V106H87ZM21 109V112L20 113H18L19 111H18V109ZM34 108H32V110L34 109ZM45 108V109H44ZM76 108H78V107H76ZM89 108V107H88ZM91 108H89V109H87V110H89V111H91V110H93V109H91ZM104 108V107H103ZM245 108L247 109V110H245ZM48 109V108H47ZM69 109V108H68ZM73 109V108H72ZM81 109V108H80ZM79 109V110H80ZM85 109H86V107H85ZM91 109V110H90ZM97 109V110H98ZM141 109H142V112H141ZM27 110L25 111V112H23V113H27ZM41 110V109H40ZM42 110V111H43ZM97 111L96 113H99L100 111ZM109 110V109H108ZM111 110H113V109H111ZM16 111H18L16 114H13V112L15 113ZM29 111V112H30ZM35 111V110H34ZM42 111H40V112H42ZM81 111V110H80ZM88 111V112H89ZM114 111V110H113ZM3 112V111H2ZM37 112H38V110H37ZM49 112H51V113H53L51 110L49 111ZM60 112H61V108H60ZM92 112V111H91ZM100 112V113H101ZM106 112V113H105ZM133 112V111H132ZM131 112V113H132ZM6 113H12L11 115L10 114H6ZM34 113V112H33ZM75 113V112H74ZM84 113V112H83ZM121 113H122V111H121ZM62 114V116H63V113H61ZM61 114L60 113H58V116H59V118L61 117ZM70 114H71V112H70ZM92 114V113H91ZM91 114H89V116H90V119H91ZM107 114H108V116H107ZM0 115H2V113L0 112ZM41 115V114H40ZM28 116H29V114H28ZM35 116H36V113H35ZM67 116H69V114H67ZM73 116H74V114H73ZM132 116H133V113H132ZM27 116H26V114H25V118H26ZM54 117V116H53ZM83 117V116H82ZM97 117V116H96ZM98 117H100L99 116V114H98ZM98 117L95 119V120H98ZM101 117H100V119H101ZM4 118V117H3ZM17 118V119H16ZM58 117L56 118H54V120H52L53 121V123L55 124V125H58L59 123L57 122V120L59 119ZM62 118V121H63V117H61ZM85 118V117H84ZM83 118V119H84ZM11 119V118H10ZM10 119L8 118H6V121L8 122V121H10ZM22 119H23V117H22ZM55 119H57V120H55ZM69 119V118H68ZM71 119H72V121H73V119L74 118H72L71 117ZM87 119H88V114H87ZM103 119H105V120H103ZM112 119H110V121L112 120ZM131 119H133L132 117H131ZM254 119V120H253ZM2 120V119H1ZM89 120V119H88ZM193 120V119H192ZM264 120V119H263ZM66 121V120H65ZM70 121V120H69ZM99 121V120H98ZM101 121V120H100ZM99 121V122H100ZM81 122H82V120H81ZM85 122H86V120H85ZM88 122V121H87ZM89 122H91V120L89 121ZM244 122V123H243ZM2 123H3V121H2ZM76 123V122H75ZM83 123V122H82ZM122 123H123V121H122ZM264 123V122H263ZM6 124V123H5ZM8 124H9V122H8ZM16 124V123H15ZM14 124V125H15ZM80 124V123H79ZM91 124V123H90ZM191 124V123H190ZM190 124H188V125H190ZM193 124V123H192ZM243 124V125H242ZM10 125V124H9ZM64 125H66V124H64ZM63 125V126H64ZM68 125V124H67ZM86 125V124H85ZM247 125V126H246ZM256 125H254V126H256ZM77 126V125H76ZM87 126H89V125H87ZM116 126V127H115ZM246 126V127H245ZM4 127H6V126H4ZM69 127V126H68ZM92 127V126H91ZM115 127V128H114ZM118 127V128H117ZM8 128V127H7ZM11 127H9V129H10ZM90 128V127H89ZM4 129H6V128H4ZM8 129V130H9ZM93 129V128H92ZM7 130V129H6ZM16 132H15V131ZM76 130H78V129H76ZM82 130V129H81ZM85 130V129H84ZM102 130V129H101ZM1 132V131H0ZM4 132V131H3ZM10 132V130L8 131V133ZM82 132V131H81ZM194 132V131H193ZM12 133V132H11ZM10 133V134H11ZM14 133H13V135H14ZM73 133H75V132H73ZM95 133L98 135V137L95 135ZM261 133H263V131L261 132ZM5 134V133H4ZM6 134H7V132H6ZM78 134V133H77ZM19 135V137H22V138H24V139H21V141L19 140V138H16V142H15V137H17ZM90 135V134H89ZM93 135H95L94 137L97 139V141L95 140V139H93ZM99 135H101V136H99ZM73 136V135H72ZM264 136V135H263ZM7 138H8V136H7ZM99 138V139H98ZM132 138H135V140L133 141V139ZM195 138V137H194ZM76 139V138H75ZM132 139V140H131ZM245 139H247V140H245ZM2 140H4V139H2ZM18 140V141H17ZM94 140V141H93ZM249 140V142H250V144H248L247 143V141ZM131 141H133V142H131ZM138 141H135V143L136 142H138ZM199 141V140H198ZM237 142H240V144L239 143H237V144H239V145H235ZM242 141V142H241ZM246 141V143H243V142H245ZM259 141V140H258ZM261 141V140H260ZM263 141V140H262ZM2 142H4V141H2ZM8 143H10L11 141H7ZM6 142V144H3V145H7L8 143ZM19 142V143H18ZM202 142V141H201ZM207 142V141H206ZM231 142V143H230ZM252 142V143H251ZM255 142H257V140H255ZM5 143V142H4ZM257 143H259V142H257ZM262 143H264V142H261V144ZM10 144V145H11ZM16 144V145H17ZM131 144H133L132 146H131ZM201 144V143H200ZM203 144V143H202ZM233 144H234V146H233ZM242 144H246V147H244L245 145H243V147H244V149L243 148H241V150H240V145L242 146ZM248 144V145H247ZM1 145V144H0ZM9 145V144H8ZM7 145V146H8ZM9 145V147H11ZM15 145V146H16ZM92 146H93V144H91ZM127 145H129V147L127 146ZM219 145V144H218ZM217 145V146H218ZM255 145V144H254ZM264 145V144H263ZM4 146V147H5ZM15 146H13V147H15ZM18 146H16V148L18 149ZM92 146H90V147H92ZM142 146H141V148H142ZM234 148H233V147ZM235 146H236V148H235ZM260 146H262V145H260ZM259 146V147H260ZM1 147H2V145H1ZM8 147V148H9ZM139 146H134V148L135 149H133V151L134 152H136L137 150H136V148H138ZM145 147V146H144ZM199 147V146H198ZM231 147L233 148V150L231 149ZM237 147H239L238 149H239V152H238V150H237ZM251 147V148H252ZM255 147H258V146H255ZM20 148L22 149V147L20 146ZM93 148V147H92ZM216 148H218V147H216ZM223 148V149H224ZM250 148V149H251ZM10 149H14V150H17V149H15V148H9V150ZM39 150L38 148H34V146H33V148L31 149V147H30V152L29 151H27L26 153H25V149H23L22 151H24L23 153H22V151L20 150V152H19V149L17 150V153H19V154H14V153H16V152H12L13 150H11L10 151V154H9V151H7L8 152V154H2V152H0L2 155H0V228L1 229H4V228H2V226L4 227V226H6V228H12L13 229V233L11 234V235H9L8 237H9V243L12 241V240H10V239H13V237H12V235L14 236V233L15 232H17L18 233V231L19 232H24V231H22L23 229H22V225L21 224H23L24 223V221L25 220H27V218L26 217H30L31 215H29L28 213H30V207L32 206V203L30 202V201H32V200H28V199H33L32 197H34V194H33V192L31 191V190H34V192H35V189H34V187L36 188V186L38 187V185L36 184L35 185V183H34V181H31V182H29V183H24L23 185H21L16 179L17 178H19V177H23V176H26V174H27V172L28 171H32V168H34V167H37V168H46V166H44V165H41L43 162H48V161H50V160H46L45 159V157L46 156H44V155H41L40 153H39V151H33V150ZM122 149H125V147L124 148H122ZM146 148H144V150H145ZM193 149H195V148H193ZM210 149H212V148H210ZM236 149V150H235ZM256 149H258V148H256ZM2 150V149H1ZM4 150V149H3ZM2 150V151H3ZM130 150H132V149H130ZM143 150V149H142ZM198 150V149H197ZM202 150H203V148H202ZM216 150V149H215ZM219 150H220V148H219ZM222 150V149H221ZM253 150V152H254V149L252 148L250 151H252ZM258 150H260V149H258ZM138 151H140L139 150V148H138ZM146 151V150H145ZM143 152L142 154H144V155H142L143 157L144 156H146L145 154H146V152ZM214 151V150H213ZM223 151V150H222ZM229 151H231L230 153H229ZM248 151V150H247ZM250 151H248V152H250ZM264 151V150H263ZM12 152V153H11ZM115 152H117V151H115ZM131 152V151H130ZM258 152V151H257ZM109 153H110V155L111 156H109ZM201 153V152H200ZM259 153V152H258ZM261 153V152H260ZM259 153V154H260ZM112 154L113 153H111V151H109L108 153H107V156H108V158H106V159H104V157L106 156L105 154V156L102 158V160L105 162V161H107L106 162V165L108 166V165H112V164H116V163H119L118 161H119V158H121V157H119L118 156V158L117 157H115L114 155L112 156ZM141 154V153H140ZM253 154V153H252ZM255 154V153H254ZM263 154V153H262ZM212 155V154H211ZM223 155V154H222ZM240 155V154H239ZM232 156V155H231ZM232 156V158H234V157H236V156H234L233 157ZM242 156V155H241ZM251 156V155H250ZM102 157V156H101ZM100 156L98 157V158H96V161H98L99 160V162L101 161L100 160V158H101ZM224 157V156H223ZM243 157V156H242ZM248 157V156H247ZM145 158V157H144ZM204 158V157H203ZM213 158V157H212ZM226 158V157H225ZM224 158V159H225ZM230 158V157H229ZM238 158V157H237ZM246 158V157H245ZM253 158V157H252ZM251 158V159H252ZM259 158V157H258ZM263 158H264V156H263ZM86 159V158H85ZM84 159V160H85ZM91 159V158H90ZM90 159L88 158L87 160L89 161V162H91L92 163V161H94L95 160V158H94V160H91L90 161ZM123 159V158H122ZM142 159V158H141ZM241 159V158H240ZM244 159V158H243ZM256 159V158H255ZM60 159H58L57 161H55V158H54V161L55 162H53V160H51V162L53 163V170L54 171H56V173H59V175L61 174V173H65L66 171V169L65 170H63V168H66V164H71L72 162H74L73 160H62V161H59ZM87 160L84 162L83 161V163H85L86 164V162H87ZM118 160V161H117ZM146 160V159H145ZM219 160V159H218ZM231 161H232V159H230ZM238 160V159H237ZM262 160V159H261ZM264 160V159H263ZM262 160V161H263ZM70 161H72V162H70ZM82 161V160H81ZM81 161H77L78 162V164H79V162H81ZM115 161H117V162H115ZM126 161V160H125ZM213 161H214V159H213ZM234 161V160H233ZM241 161V160H240ZM243 161V160H242ZM244 161H245V159H244ZM253 162H255V163H253L252 162V166H250V167H248V164H250L251 165V163H247V164H245L244 163V165H246L245 166V168H247V169H249V171L250 170H252L254 167H253V165L255 166V164H257V161H255V160H252ZM262 161H259V162H262ZM45 162V163H46ZM68 162V163H67ZM70 162V163H69ZM108 162H111V164L110 163H108ZM114 162V163H113ZM210 162V161H209ZM235 162V161H234ZM233 162V167H235V165H236V167H237V165L239 164H241L240 166L238 165V168L239 167H241L243 164H242V162L241 163H239V162H237V164H235ZM258 162V163H259ZM75 163L76 162H74V164H71V165H75ZM88 163V162H87ZM94 163H95V161H94ZM203 163V162H202ZM232 163V162H231ZM264 163V161L261 163V166H262V164ZM105 164V163H104ZM215 164V163H214ZM219 164V163H218ZM70 165V166H71ZM76 165H77V163H76ZM99 165V164H98ZM144 166H145V164H143ZM112 166H114V165H112ZM117 166V165H116ZM200 166V165H199ZM211 166V165H210ZM213 166V165H212ZM223 166V165H222ZM229 166V165H228ZM231 166V169L233 168ZM259 166H260V164H259ZM256 167V168H254L253 169V171H255V172H257V173H255V172H253V171H246L247 169H245V170H240V169H238V168H236V170L238 169V170H240V171H244V172H246V173H248L247 175H246V173H245V175H244V173H243V177L245 178V177H247V180H249L250 178V182H248L246 179H243L242 178V176L240 175V173L241 172H238L239 174H237L236 172H234V176L232 175V174H230L231 172H227V171H225V172H221L220 171V174L222 175V173H225L226 175H222L223 176V179L224 180H226V181H224L223 179V182H222V180L219 182V184H216V191H215V189H213L214 187H213V185L212 186H209V184L208 183H210V181L211 180H209V182L207 183L206 182V180H207V178L206 179H204L206 176L205 175H200L199 176V173H198V175H197V178H195L194 180H195V182H194V180L192 179V182L193 183H191V182H189V183H187L188 181H186V183L187 184H189V185H192V186H185L186 187V189H185V191L188 193V194H190L191 195V197L192 198H190L189 199V195L188 194H186V196H188V200H190V202H191V200H193L194 198L196 199V200H199V202L201 201H204L205 202V204H206V201H207V198H209L208 200L209 201H207V203L208 202H210V201H212V200H216V202H220V203H218L219 205L221 204V214H220V216H221V218H220V216H218L220 219L219 220H221L222 221V223H220L221 221H218L220 224H218L219 225V228H218V225H217V230H215V231H218L219 229H220V232L218 231V232H214V233H212V234H210V237L208 238H206V240L204 241V242H201L202 243V245H201V243H200V247H201V249H200V247H198V246H196L197 248H195V249H193V251L192 252H190V254L189 255H187V256H185V257H183L180 261H182L181 262V264H264V234H263V230H264V167L262 166H260V167ZM69 167V166H68ZM201 167V166H200ZM204 167V166H203ZM252 167V168H251ZM106 168V167H105ZM114 167H112V169H113ZM223 168V167H222ZM68 169V168H67ZM242 169V168H241ZM243 169H244V166H243ZM46 170V169H45ZM196 170V169H195ZM199 170H200V168H199ZM199 170H196V171H199ZM108 171V170H107ZM51 172H53V171H51ZM251 173H252V177H251ZM227 174H228V176L229 177H231V179L227 176ZM236 174V175H235ZM250 174V175H249ZM7 175V179H3V176H6ZM58 175V174H57ZM58 175V176H59ZM63 175V174H62ZM109 175V174H108ZM230 175H232V176H230ZM237 175H238V177H239V175L241 176L240 178H239V180H241L240 181V183L242 182V181H245L244 183L242 182V184H244L245 185V183L247 184V185H245V186H243L242 184H240L239 185V183H237L238 184V186H235V185H237L236 183L234 184V182H237V180H236V178L238 179V177H237ZM254 175V176H253ZM72 176V175H71ZM70 176V177H71ZM203 176H205V177H203ZM224 176H227V177H224ZM55 177V176H54ZM102 177H103V175H102ZM218 177H220V176H218ZM217 177V178H218ZM248 177H249V179H248ZM192 178H193V176H192ZM210 178V177H209ZM208 178V179H209ZM226 178V179H225ZM235 178V179H234ZM197 179V180H196ZM212 179V181H211V183H210V185L213 183V177L211 178ZM220 179V178H219ZM232 180V181H231ZM234 180H236V181H234ZM239 180H238V182H239ZM185 181V180H184ZM183 181V183L185 184V182ZM208 181V180H207ZM215 181V180H214ZM251 181H252V183H251ZM197 182V184H195ZM221 182H222V184H221ZM231 182H233L232 184L233 185H230V183ZM178 183H180V181L178 182ZM182 184V183H181ZM187 184H185V185H187ZM193 184L195 185V186H193ZM215 185V184H214ZM219 185H220V187H219ZM45 186H47V185H45ZM55 186H59V185H55ZM55 186H54V188L52 187V188H50L51 186H48V188L47 187H45L46 188V190L48 189V191H46L45 190V188H43V186H42V188H41V185H40V188L42 189V191L43 190H45L46 191V193L48 194V196L50 197H53V199L55 198V200H56V197L61 193V188L59 189V188H55ZM207 188V187H211V189H213V190H211V189H206L205 190V192H204V188L205 187ZM112 187V186H111ZM191 187V188H190ZM193 187H196V188H194L193 189ZM198 187V188H197ZM203 189H202V188ZM213 187V188H212ZM39 188V187H38ZM188 188V189H187ZM59 189V190H58ZM190 189V191H188ZM194 191H193V190ZM195 189H198V192H196L197 193V197L195 196ZM64 190V189H63ZM118 190V189H117ZM178 192L180 191L179 190V188H177L176 189ZM184 190V189H183ZM191 190L193 191L192 193H191ZM201 190H203L202 192H204V193H202L201 192ZM39 191V190H38ZM199 191H200V193H199ZM207 191H212L211 192V195H208V193L210 194V192H207ZM64 192V191H63ZM183 192V191H182ZM190 192V193H189ZM38 193V192H37ZM45 193V194H46ZM66 193V192H65ZM64 193V194H65ZM180 193V192H179ZM205 193H207V195L205 194ZM51 194V195H50ZM183 196H182V195ZM180 195L179 194H177V195H179L178 197H179V199L176 197V194H174L175 195V197H176V199H178L179 201H182V200H180L181 198H183V197H186V196H184L185 195V193L183 192V193H181ZM204 195V196H201V195ZM213 195V196H212ZM23 196H26V198H25V200L22 202V200H21V198H23ZM60 196V195H59ZM118 196V195H117ZM180 196H182V197H180ZM209 196V197H208ZM37 197H38V194H37ZM37 197H34V198H37ZM40 197V196H39ZM204 198V197H207V198H204V200L202 199L201 200V198ZM210 197H211V199H212V197H213V199L212 200H210ZM58 198V197H57ZM60 198V197H59ZM99 198H100V196H99ZM39 199V198H38ZM37 199V200H38ZM52 199V198H51ZM53 199H52V201H53ZM104 199V198H103ZM184 200L182 201V202H184L186 199L185 198H183ZM194 199V200H195ZM206 199V200H205ZM33 200H35V199H33ZM193 200V201H194ZM36 201V200H35ZM105 201V200H104ZM187 201V200H186ZM192 201V202H193ZM26 202V203H25ZM32 202H34V201H32ZM55 202V201H54ZM53 202V204H55ZM182 202H180L181 204H183ZM196 202V201H195ZM194 202V203H195ZM198 202V201H197ZM196 202V203H197ZM198 202V203H199ZM200 202V203H201ZM204 202L202 203L203 205H204ZM215 201H214V203H216ZM35 203V202H34ZM22 204V205H21ZM201 204V205H202ZM209 204V203H208ZM218 204H216V206L215 207H217V206H219ZM23 206L24 208L23 209H20V207L21 206ZM31 205V206H30ZM80 205V204H79ZM200 205V206H201ZM210 205H215V204H213V201H212V204H211V202H210V204H209V206ZM93 206V205H92ZM99 206H101V205H99ZM179 206V205H178ZM182 206V205H181ZM180 206V207H181ZM205 206H208L207 204L205 205ZM34 207H35V210H37V207H36V204L34 205ZM34 207H31V208H33L34 209ZM184 207V206H183ZM90 208H91V206H90ZM179 208V207H178ZM208 208V207H207ZM219 208V207H218ZM28 209V210H27ZM32 209V210H33ZM181 209V208H180ZM185 209V208H184ZM210 208H208V210H209ZM213 209V207L211 208V210ZM31 210V213H32V215L33 214H36V211H35V213L33 212ZM90 210V209H89ZM203 210H205L206 211V209H203ZM202 210V211H203ZM213 210H218L217 208L216 209H213ZM46 211V210H45ZM77 211V210H76ZM101 211H103V209L101 210ZM210 211V210H209ZM216 211H214L215 213H216ZM219 211V212H220ZM60 212V211H59ZM98 212V211H97ZM96 212V213H97ZM185 212V211H184ZM207 212V211H206ZM206 212H202L203 213V215H204V213H206ZM212 212V211H211ZM218 212V211H217ZM218 212V213H219ZM30 213V214H31ZM77 213H78V211H77ZM76 213V214H77ZM180 213V212H179ZM182 213H183V211H182ZM209 213V212H208ZM214 213V215L216 216V214ZM27 214H28V216H27ZM92 215H93V213H92ZM104 215V214H103ZM209 216H211V215H213V214H208ZM208 215H205V216H208ZM34 216V215H33ZM91 216V215H90ZM205 216H203V217H205ZM36 217V216H35ZM102 217V216H101ZM213 217V219H214V216H212ZM222 217H223V219H222ZM33 218V217H32ZM38 218V217H37ZM37 218H35V219H37ZM74 218V217H73ZM73 218H71L72 220H73ZM80 218H82V215H80L79 216V219H74V220H77V221H74L73 220V222H78L79 220H80ZM29 219V218H28ZM63 219V218H62ZM83 219H85V218H83ZM204 219V218H203ZM207 219V218H206ZM216 219V218H215ZM218 219V218H217ZM67 220V219H66ZM66 220H64V221H66ZM99 220V219H98ZM202 220V219H201ZM28 222H29V220H27ZM26 221V222H27ZM32 221V220H31ZM63 220L62 221H60V224L62 223V224H64V223H68L67 221L66 222H64ZM90 221H91V219H90ZM209 221V220H208ZM212 221V220H211ZM50 222V221H49ZM72 222V221H71ZM81 222V221H80ZM101 222V221H100ZM204 222V221H203ZM207 222V221H206ZM32 223H35V222H32ZM44 223V222H43ZM54 223V222H53ZM184 223V222H183ZM205 223V222H204ZM210 223V222H209ZM48 224H50V223H48ZM61 224V225H62ZM72 224V223H71ZM207 224H208V222H207ZM216 224H217V222H216ZM216 224H215V226H216ZM7 225H10L9 227H7ZM20 225H21V227H20ZM23 225H25V224H23ZM34 225V224H33ZM52 225V224H51ZM56 225V224H55ZM54 225V227L55 228H58V226H59V224H58V226L56 227ZM60 225V231L58 232L57 230H55V233H56V235L58 236V234H60V236L59 237H61L62 235V237L61 238H67V240L69 241L70 240V238L71 237H69V239H68V237H67V232L69 231V230H72L73 228L75 229V227L74 226H69L70 228H67L68 226H67V224L66 225H63V226H61ZM73 225H76V227H77V224L76 223H74ZM83 225V228H85V226L84 225H86L85 223L84 224H82ZM188 225V224H187ZM211 225H212V223H211ZM16 228V226L18 227L16 230H14V228ZM35 226V225H34ZM64 226H66L65 228H67V229H61L62 227H64ZM94 226V225H93ZM29 227V226H28ZM51 227V226H50ZM73 227V228H72ZM79 227H82L81 226V224H80V226ZM100 227V226H99ZM103 227V226H102ZM197 227V226H196ZM5 228V229H6ZM21 228V229H20ZM48 228H49V226H48ZM83 228H80L79 230H81V229H83ZM203 228V227H202ZM208 228V227H207ZM206 228V229H207ZM213 228V227H212ZM0 229V230H1ZM11 229V230H12ZM28 229V228H27ZM73 229V230H74ZM120 229V228H119ZM188 229V228H187ZM209 229V228H208ZM207 229V230H208ZM40 230V229H39ZM42 230H44V229H42ZM41 230V231H42ZM54 230V229H53ZM52 230V231H53ZM62 230L63 231H66L67 230V232H65V235H64V232H62ZM79 230H77V231H79ZM107 230V229H106ZM115 230H116V228H115ZM214 230V229H213ZM221 230H222V232H221ZM76 231V229H75V233L77 232ZM209 231V230H208ZM54 232V231H53ZM53 232H52V235L53 236H55V237H57L56 235H54L53 234ZM71 232V231H70ZM191 232V231H190ZM43 233V232H42ZM72 233H74V232H72ZM199 233V232H198ZM47 234V233H46ZM45 234V235H46ZM62 234V235H61ZM95 234V233H94ZM202 234V233H201ZM206 234H208V233H206ZM214 234V235H213ZM36 235H37V233H36ZM41 235H43V234H41ZM51 235V234H50ZM52 235H51V237H52ZM70 236H71V234H69ZM73 235H75V237L76 236H78L77 235V233L76 234H73ZM101 235V234H100ZM200 235V234H199ZM81 236V235H80ZM196 236H198V235H196ZM202 236V235H201ZM12 237V238H11ZM15 237V236H14ZM54 237V238H55ZM74 237V238H75ZM200 237V236H199ZM198 237V238H199ZM43 238H44V236H43ZM50 238V237H49ZM53 238V239H54ZM60 238V239H61ZM78 238V237H77ZM114 238V237H113ZM197 238V237H196ZM201 238V237H200ZM56 239V238H55ZM54 239V240H55ZM59 238H57V240H58ZM72 240H73V237L71 238ZM203 239H204V237H203ZM53 240V241H54ZM57 240H56V243H57ZM63 240V239H62ZM196 240V239H195ZM45 241H46V239H45ZM61 241V240H60ZM63 241H65L66 242V240L64 239ZM62 241V242H63ZM13 242H15L14 240H13ZM193 242V241H192ZM8 243V244H9ZM34 243H36V242H34ZM60 243V242H59ZM197 243H198V241H197ZM11 244H12V242H11ZM33 244V243H32ZM67 244V243H66ZM76 244V243H75ZM11 246V245H10ZM33 246V245H32ZM194 246V247H195ZM34 247V246H33ZM69 247H71V246H69ZM77 247V246H76ZM76 247L74 248V245H73V248H74V250L76 249ZM12 248V247H11ZM21 248V247H20ZM55 248V247H54ZM57 248L59 249V247L57 246ZM65 248V247H64ZM8 249V248H7ZM10 249V248H9ZM13 249V248H12ZM15 249H16V247H15ZM31 249V248H30ZM33 249V248H32ZM53 249V248H52ZM51 249V250H52ZM56 249V248H55ZM54 249V250H55ZM56 250L55 252H54V250L51 252V253H53L54 252V254H53V256H52V259H53V262H54V264H61V261L64 259V256H65V254H64V252H63V250ZM60 249H63L62 247L60 248ZM11 250V249H10ZM14 250V249H13ZM34 250V249H33ZM97 250V249H96ZM192 250V249H191ZM190 250V251H191ZM184 251V250H183ZM8 252H10V251H8ZM189 252V251H188ZM17 254V253H16ZM19 255H21V254H19ZM18 254H17V258H19L18 256H19ZM34 255H35V253H34ZM14 256H15V254H14ZM16 257V256H15ZM34 257V256H33ZM178 257H179V255H178ZM176 258V257H175ZM34 259V258H33ZM173 259V258H172ZM15 261H17V260H19V259H14ZM30 260H31V258H30ZM176 261V260H175ZM178 261V260H177ZM176 261V262H177ZM23 262V261H22ZM29 262H31V261H29ZM72 262V261H71ZM17 263V262H16ZM19 263V262H18ZM17 263V264H18ZM20 263H21V261H20ZM19 263V264H20ZM178 264H179V261L177 262ZM177 263H175V264H177ZM24 264H25V262H24ZM27 264V263H26ZM174 264V263H173Z\"/></svg>",
    "mask_w": 264,
    "mask_h": 264
}]
</instances>
